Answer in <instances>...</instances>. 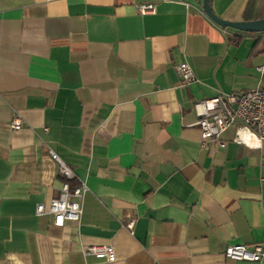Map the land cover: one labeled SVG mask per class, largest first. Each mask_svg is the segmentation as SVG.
<instances>
[{
	"label": "crops",
	"instance_id": "obj_1",
	"mask_svg": "<svg viewBox=\"0 0 264 264\" xmlns=\"http://www.w3.org/2000/svg\"><path fill=\"white\" fill-rule=\"evenodd\" d=\"M249 1L210 8L263 19L264 0ZM146 2L0 0V264H110L88 246H111V264H264L222 255L264 244V143L238 145L230 127L203 149L193 108L256 88L264 32L221 28L203 0L140 15ZM49 150L88 189L79 221L61 227L36 215L63 182Z\"/></svg>",
	"mask_w": 264,
	"mask_h": 264
},
{
	"label": "built area",
	"instance_id": "obj_2",
	"mask_svg": "<svg viewBox=\"0 0 264 264\" xmlns=\"http://www.w3.org/2000/svg\"><path fill=\"white\" fill-rule=\"evenodd\" d=\"M157 1L161 0H148L146 3L136 5L137 12L140 15L154 14V2ZM175 70L182 85L196 81L194 71L188 63L177 64ZM256 72L258 75L256 88L239 95L219 93L194 104L201 148L206 149L211 142L223 146L220 136L230 127H236L234 143L238 145L250 146L246 140L248 136H254L259 143L258 146L264 143V62L256 67ZM22 126L21 118L16 116L11 127L19 130ZM49 155L57 163V173L63 182L57 198L50 200L48 204H37L36 215H51L53 225L57 227L63 226L67 221L78 222L82 213L83 196L88 189L82 182L72 186L71 181L75 178L73 171L51 150ZM124 226L131 232L134 221L127 220ZM82 253L84 256L102 257L110 264L117 262L111 246H88L83 248ZM222 255L225 259L239 262H261L264 258V244L258 243L251 247L227 245Z\"/></svg>",
	"mask_w": 264,
	"mask_h": 264
},
{
	"label": "water",
	"instance_id": "obj_3",
	"mask_svg": "<svg viewBox=\"0 0 264 264\" xmlns=\"http://www.w3.org/2000/svg\"><path fill=\"white\" fill-rule=\"evenodd\" d=\"M211 0H203L202 8L204 14L216 25L221 28H231L241 32L248 33H260L264 32V19L256 21H239V22H230L223 20L216 16L210 8Z\"/></svg>",
	"mask_w": 264,
	"mask_h": 264
},
{
	"label": "trees",
	"instance_id": "obj_4",
	"mask_svg": "<svg viewBox=\"0 0 264 264\" xmlns=\"http://www.w3.org/2000/svg\"><path fill=\"white\" fill-rule=\"evenodd\" d=\"M250 2H251V0L249 1L248 6L251 4ZM263 19H264V18H263Z\"/></svg>",
	"mask_w": 264,
	"mask_h": 264
}]
</instances>
